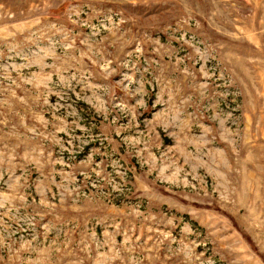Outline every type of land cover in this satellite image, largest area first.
Segmentation results:
<instances>
[{
    "label": "rangeland",
    "instance_id": "obj_1",
    "mask_svg": "<svg viewBox=\"0 0 264 264\" xmlns=\"http://www.w3.org/2000/svg\"><path fill=\"white\" fill-rule=\"evenodd\" d=\"M0 264H264V0H0Z\"/></svg>",
    "mask_w": 264,
    "mask_h": 264
}]
</instances>
